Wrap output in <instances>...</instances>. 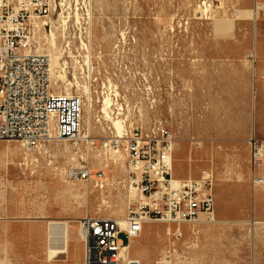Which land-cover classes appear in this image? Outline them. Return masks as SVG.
Listing matches in <instances>:
<instances>
[{"label": "rangeland", "instance_id": "rangeland-1", "mask_svg": "<svg viewBox=\"0 0 264 264\" xmlns=\"http://www.w3.org/2000/svg\"><path fill=\"white\" fill-rule=\"evenodd\" d=\"M57 1L60 4L50 28L55 46L50 45L52 36L39 38L40 53L51 57L54 90L82 98L83 133H89L97 143L115 135L111 133L113 124L104 118L103 98L108 95L110 116L124 124L136 121L149 127L162 121L168 126L182 147L174 144L173 177H188L196 170L183 159L189 153L191 49L202 45L209 31L222 35L232 29H251L239 22L252 21L258 13L240 0H215L213 9L201 0ZM259 6L261 3H255V8ZM81 149L79 142L52 141L40 153L32 152L38 160L31 161L25 160L30 153L19 141L0 140V245L5 252L8 238L29 239L24 233L31 228L45 230L37 236L45 241L39 246L37 261L28 260L27 249L18 245L9 250L12 260L0 249V264H78L75 257L81 243L74 220L86 213L125 218L129 197L116 184L127 177L123 160L114 166L112 151H91L92 167L109 164L104 169L108 180L100 190L92 182L70 181L65 176L68 167L83 163ZM219 181L215 177L214 189ZM215 214L214 222L183 224L178 238L172 236V227L171 233L167 232L166 223H146L131 240L126 259L138 264H264V231L238 223L236 214L222 211L217 201ZM63 221L71 225L69 241L64 253L51 258L48 227L50 222L60 225ZM119 238L125 237L120 234Z\"/></svg>", "mask_w": 264, "mask_h": 264}, {"label": "built area", "instance_id": "built-area-1", "mask_svg": "<svg viewBox=\"0 0 264 264\" xmlns=\"http://www.w3.org/2000/svg\"><path fill=\"white\" fill-rule=\"evenodd\" d=\"M201 1L211 9L216 6L215 0ZM57 4V0H0V140H17L29 153L64 140L79 142L83 153L100 148L123 155L128 170L124 185L135 187L139 199L123 224L88 213L79 219L83 264H124V248L148 222L171 224L175 238L182 236L180 224L214 222V173L205 169L196 177L173 178L175 138L164 122L146 127L132 121L121 135L100 143L84 136L82 98L54 90L50 58L36 49L37 28H51ZM263 153L262 143L252 138V165ZM79 159L82 164L65 171L68 180L105 184L104 170L93 169L80 155ZM253 181L263 182L259 177Z\"/></svg>", "mask_w": 264, "mask_h": 264}, {"label": "crops", "instance_id": "crops-1", "mask_svg": "<svg viewBox=\"0 0 264 264\" xmlns=\"http://www.w3.org/2000/svg\"><path fill=\"white\" fill-rule=\"evenodd\" d=\"M241 2L258 13L252 21L239 22L251 29H232L222 35L209 31L202 45L190 48L194 59L188 63L189 153L183 159L191 168L196 166L189 176L209 169L220 180L214 189L215 205L217 201L222 211L235 213L238 223L264 231V153L254 165L250 154L252 138L264 149V0ZM255 3L261 6L255 8ZM174 138L182 149L181 141ZM256 177L263 182H254ZM30 230L24 233L29 239L8 238V248L4 252L0 245L1 251L9 255L10 248L19 245L27 249L28 260L37 261L39 246L45 242L37 236L45 230ZM79 241L81 250L75 259L83 264Z\"/></svg>", "mask_w": 264, "mask_h": 264}, {"label": "bare ground", "instance_id": "bare-ground-1", "mask_svg": "<svg viewBox=\"0 0 264 264\" xmlns=\"http://www.w3.org/2000/svg\"><path fill=\"white\" fill-rule=\"evenodd\" d=\"M50 36H52L51 38L53 40V41H50L51 42L50 45H52V47H53V46H55V36L52 34L51 29H49V30L48 29H43L41 27V25H39V27L37 28V35H36V49H37L38 52H42V50L40 49L39 42H38L39 41V38L46 40L47 38H50ZM49 58H50V77H51V57H50V55H49ZM56 77L58 78L57 75H56ZM67 94H69V93H67ZM110 100L111 99H110V97L108 95L104 96V98H103V112L106 113V116L104 118H107L113 124V127H112L113 129H112L111 133L115 134V135L112 136V137H115V136H119V135H121L123 133V129H124L125 125H127V124L126 123L124 124V121L123 120H117V118H114V117H111L110 116V114H109V112L107 110V108L111 105V101ZM84 136L85 137H91L89 135V133H86V132H85ZM111 138H109V139H111ZM93 151L94 150H92V152ZM92 152L89 151V149L88 150H85L84 149V153H83V149L79 150L80 156L83 159H86L88 161H90V156H91V153ZM27 158L31 159V161L32 160L34 161L35 158H36V155L35 154L33 155V153L31 152L29 154V156H26L25 157V160ZM120 159L123 160V164H124V168H125L124 157L121 154H114L113 158L111 159L112 160V165L116 166L117 165V161L120 160ZM91 167H92V165H91ZM108 167H109V164L108 163H105V164H103L101 166V168H94V167H92V168L93 169H102V170H104V169H107ZM173 178L174 179H179V178H175V177H173ZM107 180L108 179L105 178V182ZM124 181H125V178L124 179H121V180H116V184L120 188H122L126 192L127 196L129 197V208H130L135 202L138 201L139 194H138V192H137V190H136L135 187H129L128 188L126 185H124ZM92 186L94 188H99L100 190H103L104 189V184L101 187H99V186H97V185H95V184L92 183ZM106 218H111V217H106ZM79 219L80 218H78V219H76L74 221L76 223V230H77V234H78L79 240H81V233L79 231V224H78ZM113 219H116L121 224H123L125 218H123V220H119L117 218H113ZM214 221H216V219ZM55 223L56 222H50L49 227H48V229H49L48 249H49V256L51 258H55L59 254L65 252V243H66V241H69V234L68 233H69V228L71 226L66 221L61 222L60 225H54ZM181 226H182V224L179 225V229L180 230H181ZM171 227H172V225L167 223V232L168 233H171L170 232ZM131 240H130V242H131ZM130 242H129V244H130ZM129 244L124 248V255H123L124 264H138L136 261L126 259L125 254H126L127 248L129 247Z\"/></svg>", "mask_w": 264, "mask_h": 264}]
</instances>
